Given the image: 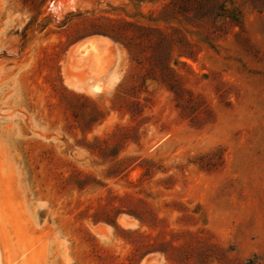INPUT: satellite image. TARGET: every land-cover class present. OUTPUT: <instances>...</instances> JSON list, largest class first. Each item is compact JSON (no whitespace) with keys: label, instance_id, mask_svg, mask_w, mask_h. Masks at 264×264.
Listing matches in <instances>:
<instances>
[{"label":"rangeland","instance_id":"1","mask_svg":"<svg viewBox=\"0 0 264 264\" xmlns=\"http://www.w3.org/2000/svg\"><path fill=\"white\" fill-rule=\"evenodd\" d=\"M0 257L264 264V0H0Z\"/></svg>","mask_w":264,"mask_h":264},{"label":"trees","instance_id":"2","mask_svg":"<svg viewBox=\"0 0 264 264\" xmlns=\"http://www.w3.org/2000/svg\"><path fill=\"white\" fill-rule=\"evenodd\" d=\"M150 1H155V0H150ZM143 28H144V26L142 27V29ZM135 44L139 45V43H135ZM129 51H130V54L132 55L133 59L136 60L138 63L142 64L143 60L140 57H138V54L135 53L133 51V49H131V47H129ZM170 54H171L170 51H163L160 59L158 60V66L161 67L162 74H163L161 79L164 82H167V80H168L169 81L168 84L170 85V88L175 92L177 98L181 99L182 96H183L184 88L180 84L178 78H176V73H175L174 69L171 66V58L172 57H170ZM182 55L193 56V51H190V52L182 51V52L179 53V56H182ZM169 74H172L171 77L173 79L168 77Z\"/></svg>","mask_w":264,"mask_h":264},{"label":"bare ground","instance_id":"3","mask_svg":"<svg viewBox=\"0 0 264 264\" xmlns=\"http://www.w3.org/2000/svg\"><path fill=\"white\" fill-rule=\"evenodd\" d=\"M97 41V38H88L86 40V42L82 43V45H80V53H82L81 51L84 50L83 53L87 54L89 51L93 50V51H96V42ZM105 85L102 81H97L96 83L92 84L91 86V91L92 92H95V93H100L101 91H103ZM107 88V87H106ZM0 264H3V261L0 257Z\"/></svg>","mask_w":264,"mask_h":264}]
</instances>
